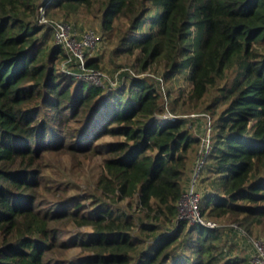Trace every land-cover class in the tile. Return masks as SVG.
<instances>
[{
  "label": "trees",
  "instance_id": "trees-1",
  "mask_svg": "<svg viewBox=\"0 0 264 264\" xmlns=\"http://www.w3.org/2000/svg\"><path fill=\"white\" fill-rule=\"evenodd\" d=\"M41 1L0 0V264H253L235 237L264 238V0H50L48 19L98 13V42L127 57L115 86L67 61L37 21ZM99 51L85 53L87 70L105 67ZM180 76L185 113L210 118L195 181L214 173L197 204L204 222L178 209L201 117L159 118L161 84ZM53 152L100 157L92 206L46 172Z\"/></svg>",
  "mask_w": 264,
  "mask_h": 264
},
{
  "label": "rangeland",
  "instance_id": "rangeland-1",
  "mask_svg": "<svg viewBox=\"0 0 264 264\" xmlns=\"http://www.w3.org/2000/svg\"><path fill=\"white\" fill-rule=\"evenodd\" d=\"M54 19L59 20H65L67 21L72 27H74V30L76 32V36L78 39L81 38L84 30L86 29H92L94 30L95 34L98 37H100L101 33V26L99 23V15L98 13L94 14H78L76 22L74 23V20H68L63 19V17H58ZM99 41V40H97ZM112 49V43L110 41L106 40L105 38L100 39V42H98L96 49L93 51V53L89 54H95L96 51L100 50L99 52H103L102 56V62L104 63L105 67L101 70H98V73L96 75L92 71H88L83 76L86 80H89L91 82H95L97 84H101L104 79H109L110 83L115 86L120 76L124 73V68L128 67V63H126V58L123 57L120 58V56H115L116 58L112 56V59H110L111 55H109V51ZM84 52L86 53V50L83 48ZM261 50L264 51V45L261 46ZM87 56V55H86ZM84 55L83 58H86ZM125 62V63H124ZM62 71H64L62 69ZM150 72L147 73H140V76L144 75H150ZM156 74L158 73H152L151 75L156 77ZM101 76V78H100ZM161 86L163 87L162 90L164 92V105H165V111L159 115V118H163L166 114H171L173 116H176L175 113L180 114L181 116L185 115H196L201 117L198 121L200 126L199 133L202 136V140L204 138L209 136V122L210 118L207 115H204L203 112L201 114H195V113H185L190 112L192 108L194 109V106L191 102L187 101L186 98V92L189 89V83L183 80L180 77L177 79L171 81H163ZM180 86L185 89V91L180 93ZM169 89L170 94H166V91ZM216 90L213 89L211 92H209L205 97L203 102L209 103L214 99V96L216 94ZM175 100V101H174ZM173 103L175 106V112L170 110V105ZM107 139H113L112 137H106L103 140ZM203 142V141H202ZM203 144V143H202ZM202 146V145H201ZM48 160V167L46 168V172L52 176H54L57 181L56 183L59 184L61 189H63L64 196L73 198L74 200L81 201L89 206H92V197H90V194L94 192L93 188L95 186V178L97 175V172L100 167V157L99 156H89L85 157L84 155H73L68 152H53L49 153L47 156ZM214 177V173L208 172V170H205L202 173L201 178L196 182L195 188L197 190V194L199 196L202 195L203 192L207 190L212 189L211 181ZM190 188L188 187L187 190H185L184 194L182 195V198L180 199L179 203V210L181 216L189 217V219L194 218L192 216L191 211L188 208L186 196L189 192ZM59 193L51 194L49 195V198L55 199ZM192 206L196 204L195 200H191ZM120 204L123 207H127L126 201L120 202ZM233 224L232 222H229L228 225ZM68 228H73L76 231H86L89 230L86 226L81 227H75L74 225H70ZM67 235H62V238H65ZM252 239L251 242L248 241V239L244 238L241 235H237L235 237V241L241 245L242 248H244L248 253L249 257L251 259V262L253 264H264V238L261 237L256 240H260L261 242H257V245L262 246L263 256L259 255L258 252L255 251V244ZM240 247V248H241ZM241 248V249H242ZM68 256H77L78 255V249L76 248H70V250L67 251Z\"/></svg>",
  "mask_w": 264,
  "mask_h": 264
},
{
  "label": "built area",
  "instance_id": "built-area-1",
  "mask_svg": "<svg viewBox=\"0 0 264 264\" xmlns=\"http://www.w3.org/2000/svg\"><path fill=\"white\" fill-rule=\"evenodd\" d=\"M49 3H50V0H42L40 2L39 7H38L37 21L39 23H43V24L52 26L53 38H54L55 43L60 44L62 46V48L66 51L67 61H71L73 59L78 61L79 67L82 70H84L83 76L88 71H92L96 75V73H98V70H87L84 66V58H83L85 55L83 48L86 50V52L92 53L97 47V44H98L97 40L98 39H97V35L95 34L94 30H92V29L84 30L81 38L78 39L76 36V32H75L74 28L67 21L59 20V19H48L45 16V8ZM63 70L67 71L65 68H63ZM100 78H101V76H100ZM108 81L110 82L109 79H108ZM173 118H175V116H173L171 114H166L163 116V119H173ZM202 143L203 144H202V149L200 151V156L197 160L196 168H195V171L193 173L191 183L189 185L190 190L187 193L188 195H190L191 200L193 199L196 201V204H194V206H192L193 210L191 211L192 216H194V218L189 219V217H188V219L191 222H194V221L204 222L203 218L199 215V211H198L197 204H198L200 196L197 194V190L195 188V181H196V177L198 175V169L202 165L205 154L208 152V150L210 148L209 136L204 138ZM204 146H205V150H203ZM202 151L204 152V155H202ZM181 198H182V196H181ZM179 203H180V200H179ZM179 203H178V209H179ZM179 217L180 218H187L185 216H181L180 210H179ZM207 224H209L211 226L215 225L214 222H210V221H208ZM256 241L261 242L260 240H253V242L255 244V251L258 252L259 255L263 256L262 255L263 254L262 246L261 245L258 246Z\"/></svg>",
  "mask_w": 264,
  "mask_h": 264
},
{
  "label": "bare ground",
  "instance_id": "bare-ground-1",
  "mask_svg": "<svg viewBox=\"0 0 264 264\" xmlns=\"http://www.w3.org/2000/svg\"><path fill=\"white\" fill-rule=\"evenodd\" d=\"M186 200H187V204L189 205L188 208H189L190 210H192V204H191L190 195H187V196H186Z\"/></svg>",
  "mask_w": 264,
  "mask_h": 264
}]
</instances>
